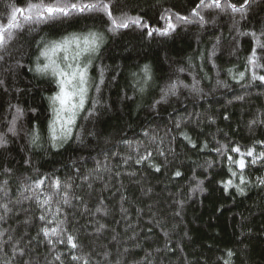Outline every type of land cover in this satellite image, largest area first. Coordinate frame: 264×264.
I'll return each mask as SVG.
<instances>
[{
  "label": "trees",
  "instance_id": "16d2710c",
  "mask_svg": "<svg viewBox=\"0 0 264 264\" xmlns=\"http://www.w3.org/2000/svg\"><path fill=\"white\" fill-rule=\"evenodd\" d=\"M9 2L0 0V22L6 23ZM15 2L23 5L26 0ZM197 2L111 0L114 15L140 16L150 28L133 25L113 33L108 31L106 16L90 13L31 25L34 31L26 26L0 51V134L8 140L0 148V187L7 191V196L0 191V204L7 203L11 209L0 220V232L5 233L0 241L12 237L4 249L8 256L13 244L25 250L13 264H59L56 254L69 264L64 245L51 250L38 236L42 209L28 198L31 192L22 191L42 177L48 178L45 193L51 191L47 184L58 179L71 185L72 195L83 198L73 200L72 207L62 206L59 218L66 219L81 251L92 254L93 264L97 260L147 264L146 256L151 264H223L228 250L234 253L230 264H264V187L256 184L257 177L264 176V163L244 169L249 183L243 195L235 188L226 193L221 184L229 178L227 155L239 158L231 147L264 150L256 143L264 141V123H250L264 113V83L252 80L254 73L264 75V50H257L261 67L249 65L252 38L238 35L232 15L219 12L205 11L206 19L214 23L203 27L180 23L169 36L147 35L151 28L165 26L161 16L166 12L188 16ZM235 20L240 21L239 31L259 33L264 28V0H253L246 20H240L239 14ZM89 30L103 33L104 41L96 53L81 57V64L91 61L85 111L72 138L52 148L47 98L57 91L56 84L52 76L30 69L35 68L43 43ZM57 55L63 57L62 52ZM144 65L150 68L147 84ZM194 79L199 82L198 93L178 87L177 95L161 101L168 85L191 86ZM94 100L98 103L93 108ZM17 107L21 115L13 136L7 130ZM89 110L94 114L84 119ZM33 126L40 135L39 147L30 144ZM124 141L138 146L139 153L131 152ZM222 145L227 146L225 155L216 151ZM146 151L152 152L151 161L160 166L159 172L147 163H134ZM129 155L133 160L125 164ZM97 162L102 165L99 172ZM97 207L107 215L96 213ZM100 224L106 227L97 232ZM104 252L110 254L107 261L102 259Z\"/></svg>",
  "mask_w": 264,
  "mask_h": 264
},
{
  "label": "snow or ice",
  "instance_id": "6c2138e0",
  "mask_svg": "<svg viewBox=\"0 0 264 264\" xmlns=\"http://www.w3.org/2000/svg\"><path fill=\"white\" fill-rule=\"evenodd\" d=\"M253 0H198L195 6L191 9V13L188 16L180 15L179 13L166 12L161 16V19L165 21V26L163 28H151L147 32L148 36L153 34L158 36H169L172 32L176 30L178 24H190L198 23L201 27L205 24L213 22L206 19L203 14L205 11L208 12H219L223 14H231L234 19V26H236L238 35L250 36L252 38V49L250 55L247 57V62L253 67H261L258 63L257 50H264V28H262L259 33L252 30L248 32L239 31L238 25L240 21L235 20V16L239 14L240 20H246L248 18V13L251 8ZM5 19L6 23L0 22V51L5 50L10 42L17 38L18 34L22 33L26 26H28L29 31H34L35 29L30 27L31 25L45 24L49 21L71 18L79 15L90 14V13H101L107 17L109 21V32L115 33L119 29H127L133 25L141 29H149L150 25L143 22L140 16H129L127 14H121L116 16L113 14L111 9V0H26L23 5H18L15 0L9 2L5 5ZM175 20V22H173ZM104 41L103 33L89 30L84 33H68L58 40H51L43 43V47L39 49V55L36 57L35 68L30 69L38 75L42 76H52L54 78L57 91L50 95L47 99L49 101L50 111L52 113V118L48 123L49 139L52 148L62 147L64 143H67L73 136V129L77 125V119L80 117L81 113L85 111V104L88 100L89 92V77H88V63L81 64V57L85 54L96 53L101 44ZM219 43V38H217V44ZM216 45H213V52ZM63 53V57H59L58 53ZM3 57H0L2 59ZM43 61L41 63L40 61ZM215 66V65H214ZM144 73V83L147 84L148 80L151 79L150 68L148 65H144L142 69ZM183 71V69H181ZM231 71V70H229ZM244 73H240V77L243 78ZM253 81H260L264 83V75L252 76ZM219 83V82H218ZM3 84V81H0ZM199 82L195 79L191 86L187 84L173 82L167 86L166 89L162 90L161 101H165L168 96L177 95L178 87L190 88L192 92L198 93L200 91L198 87ZM141 87L140 91H143ZM97 91H99V86H97ZM161 101H157L160 103ZM98 101H93V108ZM94 112L92 110L88 111V116L84 119H88L92 116ZM21 115V109L16 108V115L13 116L12 121L8 127V133L13 136L16 135V120ZM227 118V117H226ZM251 124L264 123V113L257 116L256 119L250 122ZM180 125L177 124V128ZM145 136L148 135L147 132L144 133ZM79 139V135L76 136ZM184 138L192 143L191 139L185 135ZM40 135L33 126L31 133L30 144L39 147ZM8 143L5 134H0V148L5 147ZM131 152L139 153V147L133 146L132 142L124 141ZM262 148H264V141H258ZM192 146L196 145L192 143ZM207 145H205L206 147ZM227 148L226 145H222L216 151L225 155L224 149ZM231 153H236L238 159L234 158L232 155H227V161L229 163V178L222 180L221 184L224 191L227 193L230 188H235L237 193L240 195L244 194V186H246L249 181L244 175V169L248 164L255 165L258 162L264 163V150L257 152L255 147H248L246 150H242L239 146H233L230 149ZM115 155V154H114ZM160 155H164L160 152ZM250 158L247 160L245 158ZM152 152L146 151L145 154H138L134 163L136 165H142L147 163L150 168L154 171L159 172L160 166L152 163ZM133 160L131 155L124 158V163L127 164L129 161ZM28 163V161H25ZM232 165L239 172L233 169ZM102 165L97 162V168L95 171L99 172ZM5 173L11 174V169L5 168L3 170ZM129 175H135V173H129ZM176 177H179L181 173L176 171L174 173ZM47 177H42L37 179L33 184L26 186L22 189L24 192H31L32 196L29 199H35L37 206L42 209V214L38 219L42 222V226L38 233L42 235L44 241L50 246L51 250H54L56 245H64L65 253L64 256L67 257L69 264H93L92 254L85 253L81 251V246L78 242V237L70 232L66 227V219H60L59 215L64 211L62 206L72 207V201H82V197L74 196L71 194V185L63 184L60 180L50 181L47 187L51 191L45 193L43 188L47 181ZM87 180L88 178L85 177ZM238 180V183L236 182ZM8 183L7 180L4 181V185ZM257 186L264 187V176L257 177ZM91 187V185H89ZM197 187H199V182ZM203 191V189H200ZM0 191L4 192L7 196V191L0 187ZM195 191V189H194ZM41 197H43L41 199ZM55 204V210H53L52 205ZM0 208L3 209V214L0 215V220H4L7 214L11 211L7 203L0 204ZM122 211H125L122 209ZM96 213L107 215V211L103 210L101 207H97ZM179 214V213H177ZM27 223V221H25ZM50 225H54L49 227ZM106 227L104 224H100L96 229L100 232ZM5 235L4 232H0V237ZM167 235V233H165ZM115 239V237H113ZM12 237L9 236L8 240L0 241V253H3V257H0V264H13L17 256L23 257L25 255V250L20 248L18 243L12 245V254L8 256L4 252L5 247L11 243ZM125 252L128 249L124 250ZM159 251V249H157ZM99 255V254H98ZM108 252H104L102 255L103 260H108ZM148 256L151 253L147 254ZM234 253L228 250L226 256L228 259H224L223 264H230L231 257ZM54 260L58 261L59 264H65L64 259H62V254H56ZM147 264H151L145 257ZM23 264H30V261H24ZM51 264V262H50ZM95 264H100V261H95ZM109 264L111 262L109 261ZM115 264H120L117 260Z\"/></svg>",
  "mask_w": 264,
  "mask_h": 264
},
{
  "label": "rangeland",
  "instance_id": "374dc122",
  "mask_svg": "<svg viewBox=\"0 0 264 264\" xmlns=\"http://www.w3.org/2000/svg\"><path fill=\"white\" fill-rule=\"evenodd\" d=\"M60 56V55H59ZM61 57V56H60Z\"/></svg>",
  "mask_w": 264,
  "mask_h": 264
}]
</instances>
